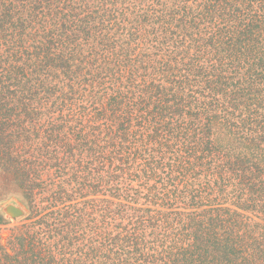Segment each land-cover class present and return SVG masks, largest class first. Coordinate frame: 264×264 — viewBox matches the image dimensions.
<instances>
[{"label": "trees", "instance_id": "trees-1", "mask_svg": "<svg viewBox=\"0 0 264 264\" xmlns=\"http://www.w3.org/2000/svg\"><path fill=\"white\" fill-rule=\"evenodd\" d=\"M7 199L0 264H264V0H0Z\"/></svg>", "mask_w": 264, "mask_h": 264}, {"label": "rangeland", "instance_id": "rangeland-1", "mask_svg": "<svg viewBox=\"0 0 264 264\" xmlns=\"http://www.w3.org/2000/svg\"><path fill=\"white\" fill-rule=\"evenodd\" d=\"M11 205H15L17 207L22 208L25 211L24 212V215L18 216V217H13V215H11L9 213V211H7L8 207L11 206ZM0 209L12 221L8 225L0 226V231L2 233H7L9 231V229L11 228V226L15 225V222L14 221H18L20 219H23L26 216V208L21 204V202L19 200H17V201L16 200H10V199L9 200L8 199L7 200H4V201L0 202Z\"/></svg>", "mask_w": 264, "mask_h": 264}, {"label": "water", "instance_id": "water-1", "mask_svg": "<svg viewBox=\"0 0 264 264\" xmlns=\"http://www.w3.org/2000/svg\"><path fill=\"white\" fill-rule=\"evenodd\" d=\"M7 211H9V213L13 215V217L22 216L24 215V212H25L22 208L17 207L15 205L9 206Z\"/></svg>", "mask_w": 264, "mask_h": 264}]
</instances>
